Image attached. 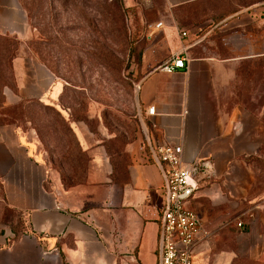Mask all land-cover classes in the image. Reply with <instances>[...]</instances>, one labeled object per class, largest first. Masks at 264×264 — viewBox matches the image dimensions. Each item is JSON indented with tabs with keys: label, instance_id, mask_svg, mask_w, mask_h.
Here are the masks:
<instances>
[{
	"label": "crops",
	"instance_id": "0c3cea01",
	"mask_svg": "<svg viewBox=\"0 0 264 264\" xmlns=\"http://www.w3.org/2000/svg\"><path fill=\"white\" fill-rule=\"evenodd\" d=\"M122 1L141 126L115 175L101 139L70 118L92 163L87 183L67 196L20 119L6 112L23 101L49 104L56 76L30 47L37 32L22 0H0V36L19 44L15 88L4 89L0 103V264H159L164 174L151 145L165 144L182 147V167L209 166L186 204L208 233L198 235L193 264H264L263 114L229 96L238 63L264 53V7L245 13L224 9L222 0ZM175 53L189 56L188 67L159 70Z\"/></svg>",
	"mask_w": 264,
	"mask_h": 264
},
{
	"label": "rangeland",
	"instance_id": "374dc122",
	"mask_svg": "<svg viewBox=\"0 0 264 264\" xmlns=\"http://www.w3.org/2000/svg\"><path fill=\"white\" fill-rule=\"evenodd\" d=\"M22 2L37 32L30 47L55 74L56 84L49 104L23 101L6 112L20 119L25 138L63 193L73 196L87 183L92 159L77 146L70 118L85 122L101 139L115 175L122 173V152L141 126L127 10L122 0ZM222 6L253 13L264 7V0H222ZM213 38L227 55L222 34ZM18 49L17 40L0 36V103L4 89L15 88L12 60ZM229 96L232 103H244L264 119V53L238 63Z\"/></svg>",
	"mask_w": 264,
	"mask_h": 264
},
{
	"label": "built area",
	"instance_id": "2783aa9c",
	"mask_svg": "<svg viewBox=\"0 0 264 264\" xmlns=\"http://www.w3.org/2000/svg\"><path fill=\"white\" fill-rule=\"evenodd\" d=\"M162 22L155 25L162 26ZM186 36V32L181 33ZM186 53H175L159 66V70L172 73L188 67ZM154 114L155 107L147 110ZM156 161L164 174L165 201L161 210V227L158 243L159 264H193L198 235L208 233L203 229L199 215L186 206L187 201L199 188L201 181L210 174L207 162H194L189 168L182 167L183 149L180 145H151ZM58 208L62 204L57 205ZM239 226L241 223L238 224Z\"/></svg>",
	"mask_w": 264,
	"mask_h": 264
},
{
	"label": "trees",
	"instance_id": "16d2710c",
	"mask_svg": "<svg viewBox=\"0 0 264 264\" xmlns=\"http://www.w3.org/2000/svg\"><path fill=\"white\" fill-rule=\"evenodd\" d=\"M130 47H131V41H130ZM75 141H76L77 146H79V145H78V142H77V140H76V138H75ZM79 148H80V147H79Z\"/></svg>",
	"mask_w": 264,
	"mask_h": 264
}]
</instances>
